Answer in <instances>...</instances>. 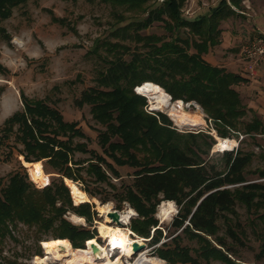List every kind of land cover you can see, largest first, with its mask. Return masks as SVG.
I'll return each mask as SVG.
<instances>
[{
	"label": "trees",
	"instance_id": "16d2710c",
	"mask_svg": "<svg viewBox=\"0 0 264 264\" xmlns=\"http://www.w3.org/2000/svg\"><path fill=\"white\" fill-rule=\"evenodd\" d=\"M27 1L0 0V23L11 16L13 8ZM103 1L114 7L125 6L143 12L141 17L130 18L125 26L115 27L111 33L117 35L120 30L126 32L132 27L145 48L128 61H109V67L99 78L105 89L90 88L82 94L79 104H89L92 117L104 126L98 133V144L104 156L89 150L84 142H73L76 137L87 140L76 121L66 122L59 111L44 100L29 99L20 93L22 110L4 120L0 146L16 126L23 159L37 163L42 172L43 168H49L54 176L47 181L43 172L46 185L42 188H37L26 173L19 171L11 173L6 183L0 178V244L7 237L13 238L12 230L23 224L36 229V240H41V233H48L52 238L68 240L73 248H84L87 240L95 238V228L89 230L74 225L65 215L74 213L91 225L97 212L89 202L73 204L68 182L84 181L81 175L84 172L93 183H105L115 189L108 173L120 178L114 167L117 165L135 169L129 183H124L118 194V201L127 202L137 213V217L130 218L128 226L135 235L148 238L153 245L159 243L162 231L157 228L154 213L157 205L166 200L178 207L171 227L199 243L192 256L190 249L178 243L179 234H176L154 247L158 258L167 264H202L201 260L206 264L212 260L239 264L229 256L236 253L226 245L225 238L217 234V222L222 220L227 236L234 243L244 245V232L235 205L239 202L247 211L262 209L264 169L257 170L259 178L263 179L261 182H250L245 171L254 154L238 148L223 152L224 170L208 164L201 156L203 151L199 144L205 136L201 132L176 131L165 113L146 110L147 98L134 88L144 82L154 83L176 101L171 103L180 110H184L185 103L195 102L213 123L217 134L230 137V131H237L245 115L234 86L246 79L209 64L203 55L220 43L222 22L242 16L244 0H220L206 13L191 19L184 17L181 11L185 0ZM150 1L156 4L150 6L147 4ZM117 17L121 22L123 16L118 14ZM52 21L64 23L54 15ZM154 22L162 23L166 35L137 34ZM0 71H3L1 65ZM242 124L247 135L264 131L262 121L256 116ZM207 145L210 147V143ZM75 152L90 156L76 161L73 160ZM38 161L43 162V168ZM83 192L95 197L89 187H83ZM259 218L264 220V210ZM263 255L264 238L257 258ZM3 264L17 263L6 260Z\"/></svg>",
	"mask_w": 264,
	"mask_h": 264
},
{
	"label": "rangeland",
	"instance_id": "374dc122",
	"mask_svg": "<svg viewBox=\"0 0 264 264\" xmlns=\"http://www.w3.org/2000/svg\"><path fill=\"white\" fill-rule=\"evenodd\" d=\"M219 1L185 0L181 11L184 17L191 19L206 13ZM147 4L153 6L156 3L150 1ZM242 5L244 14L239 18H230L221 23L220 43L204 54L203 58L209 64L223 67L229 72L248 75L247 82L234 86L240 95L245 115L240 119L241 124L238 125L237 131H230V138L236 139V145L232 149L238 148L243 152L251 151L254 154L245 173L250 182H261L263 179L259 178L257 170L264 169V131L247 135L243 131L242 123L249 122L256 116L264 125V72L252 76L248 71H245L240 52L257 31L254 21L255 24L261 26L259 28H264V0H245ZM124 7H114L103 0H77L75 2L70 0H28L25 4L13 8L11 16L0 23V65L3 68V71H0V129L6 118L14 112L22 110L20 93H23L29 99H42L51 107L56 108L64 121H76L77 127L81 128L87 140L76 137L73 142H84L89 150H94L104 156L102 148L98 144V133L104 130V126L92 117L89 104H79V102L83 92L88 89H105L100 85L99 78L100 73L105 72L109 67V61L115 59L128 61L134 53L138 54L145 49L144 43L137 40L136 30L132 27L127 28L126 32L120 30L117 35L111 33L115 27L125 26L130 18H138L143 15L141 10H129ZM248 12L249 15H246L245 13ZM118 14L123 16L121 22H118ZM52 15L63 19L64 23L53 22ZM238 33L241 37L237 41L233 36ZM137 34L140 36L166 35L161 22H154L150 27L138 31ZM147 109L152 110L149 102ZM184 110L199 112L204 122L203 125L193 129H181L172 122L171 127L179 133L201 132L205 136L204 140H199L203 151L201 156L208 164L216 165L220 171L224 170V151L214 150L213 146L217 139L209 134L211 127L216 131L215 126L208 122V117L195 102L185 103ZM154 111L165 113L155 109L151 112ZM165 114L167 115V113ZM16 129L15 126L13 133L0 146V178L6 183L11 173L19 171L26 173L37 188H42L46 185L45 180V185H40L35 181L32 174L33 163H28L23 159L21 155L23 146L16 138ZM218 137L221 136L218 135ZM208 143H210V147H208ZM89 156V153L75 152L73 160H84ZM106 159L112 163L109 158ZM38 162L43 168V162ZM114 167L121 176L116 179L108 173L115 189L105 183H93L84 172L81 174L84 181L68 182L70 191L72 184L81 191H83V187L90 188L95 197H90L85 193L87 196L85 202L93 205L92 210L97 212V216L91 225L83 217L82 223L72 222L70 216L76 214L71 212L66 213L65 218L74 225L83 226L89 230L95 228V239L102 245L106 242L99 232V226L102 223L125 228L129 226L130 218L137 217L130 216L127 224L122 226L116 222L106 221L105 214L100 210L103 205H108L110 209L122 213L126 211L127 207H130L127 202L120 203L118 201V194L121 192L122 185L129 183L135 169L128 166L114 165ZM43 172L47 181L54 176L49 168H43ZM71 198L74 205L79 204L75 203L72 195ZM103 200H105L104 203H102ZM163 201L157 205L154 213L157 228L162 231L161 239L157 245L179 234L178 243L190 249L191 255L195 256V250L199 247L198 241L184 235L180 229L174 230L171 227L178 207L172 201L174 211L163 215L160 212ZM235 210L244 232L242 237L244 245L240 246L234 243L227 236L222 220L217 222L219 226L217 234L225 238L226 245L236 253H230L229 256L239 264H264V255L257 258L261 240L264 238V220L259 218L264 206L259 211L255 209L247 211L244 205L237 202ZM36 232L35 228L18 224L12 230L13 238L7 237L0 244V264L6 260L15 261L17 264H34V258L43 255L41 240L52 238L48 233H41V240H36ZM209 239L215 244L212 237ZM145 240H147L144 242L145 247L140 252H143L147 257L156 258L154 247L157 245L151 244L148 238ZM116 249L109 250V257L111 253L113 254L110 258L119 254ZM36 253L41 255H36ZM139 253H133L130 257L123 256L122 264H135ZM201 262L206 264L203 260ZM210 264L225 263L212 260Z\"/></svg>",
	"mask_w": 264,
	"mask_h": 264
},
{
	"label": "bare ground",
	"instance_id": "6f19581e",
	"mask_svg": "<svg viewBox=\"0 0 264 264\" xmlns=\"http://www.w3.org/2000/svg\"><path fill=\"white\" fill-rule=\"evenodd\" d=\"M137 92L144 95L152 109L161 110L167 113L172 122L179 128H198L203 125V119L199 112L191 110L187 112L175 107L169 100L168 95L162 88L151 82H144L137 86ZM236 139L230 137H218L213 148L217 151L230 150L236 145ZM32 174L34 179L40 185H44V177L41 167L37 163L32 164ZM71 195L75 203L87 201L86 194L78 189L75 185H71ZM174 203L172 201H163L160 206V212L167 215L174 211ZM103 213L111 211L109 206L101 207ZM176 211V210H175ZM132 208L127 207L125 212H119V225H126L130 216L134 215ZM70 220L74 223H82V217L71 214ZM106 221L110 219L106 218ZM99 232L105 239V244H100L95 238H91L85 242L84 248H73L69 241L60 238H50L41 241L43 249L42 256H36L33 260L34 264H122L123 256L130 257L133 254L132 243L141 242L144 238L135 235L128 227L111 226L102 223L99 226ZM119 249V254L114 258L109 257V250ZM135 264H166L158 257H147L140 252Z\"/></svg>",
	"mask_w": 264,
	"mask_h": 264
},
{
	"label": "built area",
	"instance_id": "2783aa9c",
	"mask_svg": "<svg viewBox=\"0 0 264 264\" xmlns=\"http://www.w3.org/2000/svg\"><path fill=\"white\" fill-rule=\"evenodd\" d=\"M240 58L244 65V69L248 72L253 71L261 64H264V28L257 30L248 40L246 45L241 49ZM146 110L151 112L154 109L150 110L146 107ZM208 122H211L210 119H208ZM209 134L217 139L218 134L213 127L210 128ZM116 250L119 252V249ZM112 255L113 254L111 253L110 257H112Z\"/></svg>",
	"mask_w": 264,
	"mask_h": 264
},
{
	"label": "water",
	"instance_id": "95a60500",
	"mask_svg": "<svg viewBox=\"0 0 264 264\" xmlns=\"http://www.w3.org/2000/svg\"><path fill=\"white\" fill-rule=\"evenodd\" d=\"M135 92H137L136 89H135ZM168 97H169V100H171L170 95H168ZM174 102H176V101H173V103ZM65 184L67 185L66 180H65ZM67 187L69 188L68 185H67ZM107 206L108 205H103V207H107ZM134 213L135 214L133 216H137V213L136 212H134ZM104 214H105V219L106 218L110 219V222L111 221L112 222H116V223L119 222V213L116 210L111 209V211L105 212ZM146 241L147 240L144 239L141 242H137V241L133 242L132 245H131L133 253L136 254V253H139L140 251H142L144 249V247H145V243L144 242H146Z\"/></svg>",
	"mask_w": 264,
	"mask_h": 264
},
{
	"label": "crops",
	"instance_id": "0c3cea01",
	"mask_svg": "<svg viewBox=\"0 0 264 264\" xmlns=\"http://www.w3.org/2000/svg\"><path fill=\"white\" fill-rule=\"evenodd\" d=\"M245 1V0H244ZM240 13H242V14H244L243 13V11H241ZM246 15H249V12L248 13H245ZM251 15H253V14H251ZM249 20V19H248ZM254 21V20H253ZM254 26L257 28V30H260V29H263V28H259V27H261V26H259V25H257V24H255V21H254ZM242 33H243V30L241 31ZM240 35V33H238V34H236V35H234L233 37H234V39L235 40H239L240 39V37L241 36H239ZM234 41V40H233ZM245 70V69H244ZM245 71H247V70H245ZM260 72L262 73V72H264V64H261L260 66H258L257 68H255L253 71H250V72H248L249 74H251L252 76H254V75H258V74H260ZM233 73V72H232ZM235 73V72H234ZM235 74H237V73H235ZM238 75H240V76H242L243 78H248L247 76H245V75H243L242 73L241 74H238ZM246 82H247V79H246ZM235 89V88H234ZM236 90V89H235ZM237 91V90H236Z\"/></svg>",
	"mask_w": 264,
	"mask_h": 264
}]
</instances>
